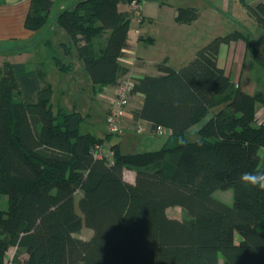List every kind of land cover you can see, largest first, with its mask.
<instances>
[{"label": "trees", "instance_id": "trees-1", "mask_svg": "<svg viewBox=\"0 0 264 264\" xmlns=\"http://www.w3.org/2000/svg\"><path fill=\"white\" fill-rule=\"evenodd\" d=\"M132 2L140 4L78 0L54 20L68 38L60 46L64 55L75 52L94 94L123 81L118 60L134 17ZM51 7L49 0H30L24 28L43 34ZM248 12L264 31V2ZM196 19L195 10L176 12L179 24ZM238 41L264 71L256 42L235 31L212 40L178 71L161 62L158 75L130 80V97L143 98L132 121L147 123L153 136L159 128L169 134L155 151L123 154L111 146V160L93 151L113 134H81L86 117L52 109L43 72L4 64L0 264L11 249L10 264H219V257L222 264H264V190L240 182L244 172L264 171V119L257 116L264 101L234 88L217 65L220 47ZM52 60L59 72L71 70L61 58ZM195 127L196 140L189 142ZM227 190L231 206L212 198ZM175 207L183 212L181 220L167 217ZM83 228L92 233L87 241L73 237Z\"/></svg>", "mask_w": 264, "mask_h": 264}, {"label": "crops", "instance_id": "crops-1", "mask_svg": "<svg viewBox=\"0 0 264 264\" xmlns=\"http://www.w3.org/2000/svg\"><path fill=\"white\" fill-rule=\"evenodd\" d=\"M49 1L52 2V7L48 14L47 29L43 34H35L24 28V20L29 9L30 0H0V67L6 63L23 64L30 71L36 70L31 65V61H29L30 63L28 61L26 64L24 63V60L28 59L25 56H30L29 53L32 48L41 45L49 50L51 44L53 47L54 45L60 47L68 43L67 36L56 27L54 20L61 12L70 8L78 0ZM263 2L264 0H140L142 21L139 26L131 22L126 47L118 60L119 66L124 72L120 75L119 81L124 79L135 81L145 75H158L155 66L161 62H165L169 68L178 71L191 62L196 53L212 40L227 36L225 34H231L235 31L249 34L256 42L257 49L260 52L261 50L264 51V31L257 26L248 12V8L254 9ZM118 9L128 11L129 7L128 5H119ZM180 9L195 10L197 19L190 24L177 23L175 21L176 12ZM135 30H138V35L135 34ZM45 38L50 41V45H46V41L43 44ZM59 49L61 51L59 58L65 63L71 64V70L68 73L75 74L80 69L75 52L72 51L73 60H70V56L64 55L61 47ZM262 54L264 55V52ZM53 57L52 55L51 59L47 58L46 63L49 60L53 63ZM251 59L243 42L238 41L220 47L217 65L232 83L237 81V85L242 92L255 97V86L249 83L250 79L246 78L243 83L241 82L245 71L249 75V68L246 70L245 64L249 63ZM38 64L39 66L45 65L41 62ZM27 65L31 68H28ZM86 81L87 84L90 83V87L94 92L96 88L92 86L89 79ZM109 93L115 94V89L106 87L96 94L105 108L104 116L107 113V103H104L100 97L104 94L107 96ZM257 99L264 101L261 98ZM142 103L143 98L141 96L130 97L126 117L122 122L124 133L121 137H119L120 135L116 136L119 142H105L101 148L103 154L109 160L112 159L111 146L118 145L120 152L123 153L124 141L128 136L133 135L132 130L134 129L141 128L143 131L142 134H138L139 138L134 136L137 139H140V137L154 138L149 133L147 123H134L132 121L131 113L139 110ZM57 107L61 106L57 105ZM71 111H75V108L73 107ZM82 116L87 119L89 115ZM257 116L261 120L264 119V110L261 106L258 108ZM197 130L198 127H195L189 133H195ZM93 136L100 138L97 135ZM138 142L139 140H137ZM124 147L127 148L126 145Z\"/></svg>", "mask_w": 264, "mask_h": 264}, {"label": "rangeland", "instance_id": "rangeland-1", "mask_svg": "<svg viewBox=\"0 0 264 264\" xmlns=\"http://www.w3.org/2000/svg\"><path fill=\"white\" fill-rule=\"evenodd\" d=\"M63 32V31H62ZM63 34H65L63 32ZM228 35V34H225ZM50 36V35H49ZM48 36V37H49ZM66 36V34H65ZM60 39V38H59ZM47 42L46 45H50V41H48L47 38L44 39V42ZM52 47V48H51ZM60 47H57L52 44L49 46V50L47 48H44L41 45H37L34 48H32V51L29 53V57L25 56V58H28L27 60H24V63L31 61V65L35 67L36 70H40L44 73L45 77L44 81L47 82L49 88H50V99L52 104V109L55 110L57 105L61 106L64 110L70 112L72 108H75V111L81 113L82 115H89L85 122L80 127V133H91L93 135H97L100 138H105L107 136V130H106V124H105V108L103 107V104L100 102L99 98L96 94L92 91V88L90 87V83H86L88 80L87 75L83 69V65L80 61L79 62V70L73 74L69 73H62L59 72L55 67L53 66V63L49 60L48 63H46L49 58L51 59V56L59 57L61 51H59ZM264 52L261 50V53ZM70 60H73V53H70ZM48 58V59H47ZM39 62L45 63L44 66H39ZM30 63V62H29ZM3 65L0 67V76L2 73ZM28 68H31L29 65H27ZM246 70L249 68V75H247L246 71L242 75V83L247 78L250 79L249 83L255 86L254 89V95L257 98H261L264 100V71L260 69L251 59L249 63L245 64ZM79 80V81H78ZM248 81V80H247ZM90 82V81H89ZM233 85L237 86V81L233 83ZM235 88V87H234ZM106 94V93H105ZM102 95L100 99L107 103V111L109 108V103L114 97V93H109V95L105 96ZM109 97V98H107ZM109 101V102H108ZM129 104V103H128ZM219 108H216L213 110V112H217ZM261 119V118H260ZM123 122V120H122ZM137 129L132 130L131 136H128L126 138V141H124L122 152L123 154H139V153H145L148 151H155L160 149V147L165 142V139H157V138H150V137H140V139H137L135 137H138V134H136ZM124 133L122 125H121V132L118 135H113L110 139V143H117L119 140L116 138V136L121 137ZM142 134V133H141ZM140 135V134H139ZM135 136V137H134ZM137 140L139 142L137 143ZM144 140V141H143ZM187 140L189 142H193L196 140V135L194 132L187 134ZM127 146L125 148L124 146ZM100 148V147H99ZM102 148V147H101ZM130 172H125L123 177L126 181L132 180ZM212 198L216 201H219L223 203L224 205L231 206L232 205V191H218L215 192L212 195ZM79 197L78 195L74 199V210L75 213L79 214L78 207H77V201ZM6 209V198H1L0 200V210ZM167 217L174 220H181L183 218V212L180 208H170L166 212ZM92 233L91 231L83 228L79 233L75 234L73 237L87 241L90 239ZM236 241L238 242L239 237L235 236ZM15 254V250L11 249L7 255H6V264H10L13 256ZM26 257L22 256L20 258V261H23ZM219 264H222V258L219 257Z\"/></svg>", "mask_w": 264, "mask_h": 264}, {"label": "built area", "instance_id": "built-area-1", "mask_svg": "<svg viewBox=\"0 0 264 264\" xmlns=\"http://www.w3.org/2000/svg\"><path fill=\"white\" fill-rule=\"evenodd\" d=\"M131 10L134 12V17L131 20L132 24L139 26L142 21L140 14V4L132 2L130 5ZM136 35L139 34L138 30L134 31ZM132 88V82L127 79L123 80L116 88L113 99L109 103V108L105 116L106 130L109 134L118 135L121 132L122 120L126 117V110L130 100V90ZM235 88L237 86L235 85ZM137 134L143 133L141 128H137ZM168 132L165 129L159 128L154 135L157 139H165L168 136ZM93 153L95 157L102 158L103 152L99 147H95Z\"/></svg>", "mask_w": 264, "mask_h": 264}, {"label": "clouds", "instance_id": "clouds-1", "mask_svg": "<svg viewBox=\"0 0 264 264\" xmlns=\"http://www.w3.org/2000/svg\"><path fill=\"white\" fill-rule=\"evenodd\" d=\"M240 182L246 187L264 190V171L244 172L240 176Z\"/></svg>", "mask_w": 264, "mask_h": 264}]
</instances>
